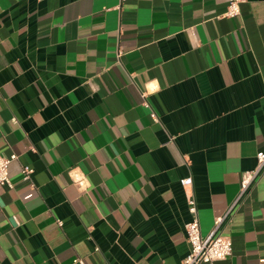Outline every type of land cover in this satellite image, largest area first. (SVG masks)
Returning <instances> with one entry per match:
<instances>
[{"label": "crops", "instance_id": "obj_1", "mask_svg": "<svg viewBox=\"0 0 264 264\" xmlns=\"http://www.w3.org/2000/svg\"><path fill=\"white\" fill-rule=\"evenodd\" d=\"M228 1L0 0V264H182L192 196L232 209L207 264H264V0Z\"/></svg>", "mask_w": 264, "mask_h": 264}, {"label": "built area", "instance_id": "obj_2", "mask_svg": "<svg viewBox=\"0 0 264 264\" xmlns=\"http://www.w3.org/2000/svg\"><path fill=\"white\" fill-rule=\"evenodd\" d=\"M246 0H229L228 9L226 12L227 17H238L242 12V4ZM17 158V155L13 154L6 157L0 153V185L12 186L10 179V164ZM32 168L25 166L23 169L24 179L29 180L31 178ZM264 171V150L259 151L257 154V167L252 171H247L242 177V188L240 199L248 192L253 186V183L262 175ZM70 172L71 177L76 185L80 188H87L86 180L78 175V173ZM193 179L191 177L182 179L183 185H191ZM190 212L192 213V219L185 225L187 241L190 245V251L188 255L183 259L182 264H207L214 263L216 261H222L228 259L233 255L234 245L230 236L225 235L223 227L230 216L232 209L222 217H218L215 220L212 231L204 236L201 233V226L197 211V202L192 196L189 199ZM75 262L79 264H85L83 259H76Z\"/></svg>", "mask_w": 264, "mask_h": 264}]
</instances>
